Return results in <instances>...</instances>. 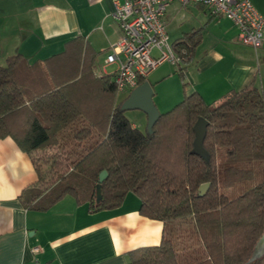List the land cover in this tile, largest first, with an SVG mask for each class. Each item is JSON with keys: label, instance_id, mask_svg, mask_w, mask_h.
Masks as SVG:
<instances>
[{"label": "trees", "instance_id": "trees-1", "mask_svg": "<svg viewBox=\"0 0 264 264\" xmlns=\"http://www.w3.org/2000/svg\"><path fill=\"white\" fill-rule=\"evenodd\" d=\"M194 43L187 35L172 44L180 61ZM92 56L78 37L41 62L17 52L0 64V139L12 138L37 174L18 197L22 205L47 210L72 196L95 212L132 192L140 214L163 222L164 231L158 245L131 251L127 264H264V252L253 256L264 236V176L236 196L223 191L260 172L251 165L264 160V91L249 83L209 104L187 94L148 133L132 126L121 101L96 112L102 94L93 99L79 78ZM106 83L102 92L112 96L115 86ZM199 117L209 123L207 160L191 152Z\"/></svg>", "mask_w": 264, "mask_h": 264}, {"label": "crops", "instance_id": "crops-1", "mask_svg": "<svg viewBox=\"0 0 264 264\" xmlns=\"http://www.w3.org/2000/svg\"><path fill=\"white\" fill-rule=\"evenodd\" d=\"M251 3L264 18V0ZM169 7L195 15L190 30L170 43L191 36L195 42L191 56L176 64L173 72L162 63L144 81L152 87L177 74L184 95L197 92L208 104L249 83L260 88L264 39L260 47L252 48L238 42V28L228 18L213 17L198 4L181 7L172 2L166 13ZM112 11V0H0V64L17 52L30 64L41 62L79 37L93 54L79 75L81 85L84 91H95L93 99L102 94L94 105L103 115L111 104L128 96L119 98V93L128 92L116 91L112 96L102 92L109 91L106 81L113 82L117 68L116 63H106L110 45L122 37ZM100 59L114 68L111 73H106ZM36 181L30 157L12 138L0 139V264H127L131 251L158 245L162 239L163 222L142 216L140 199L132 192L113 209L92 212L87 203L65 196L47 210H34L18 197Z\"/></svg>", "mask_w": 264, "mask_h": 264}, {"label": "built area", "instance_id": "built-area-1", "mask_svg": "<svg viewBox=\"0 0 264 264\" xmlns=\"http://www.w3.org/2000/svg\"><path fill=\"white\" fill-rule=\"evenodd\" d=\"M172 2L181 7L198 4L213 17L228 18L238 28V42L255 49L261 46L264 18L251 0H112L111 16L118 23L122 37L110 45L106 63L117 64L113 73L117 92L131 91L164 62L172 65L180 62L168 41L164 20Z\"/></svg>", "mask_w": 264, "mask_h": 264}, {"label": "rangeland", "instance_id": "rangeland-1", "mask_svg": "<svg viewBox=\"0 0 264 264\" xmlns=\"http://www.w3.org/2000/svg\"><path fill=\"white\" fill-rule=\"evenodd\" d=\"M170 7H169V12L166 13L164 18L166 22V32L169 43L175 40L178 36H181L184 30L186 29L190 30L192 24L196 23L195 15H193L189 11L181 9L179 13H176V11H172ZM100 65L103 66L106 73H111L114 69L113 67H109V66L106 67L105 64L102 62V59H100ZM163 66L169 67L173 72L177 65L173 66L170 63L166 62L161 67ZM262 82H264V80H261L259 78L258 83L260 89L261 91H264V85H262ZM152 89H153V101L160 113L166 112L171 108H173L174 106H176L179 102H181V100H183L185 96L183 92L182 80L178 77L177 74L172 78L171 77L167 78L161 84L152 86ZM129 92L130 91H128V93H119V98H124L129 94ZM189 93L191 92H188L186 94ZM125 115L132 123L136 124L139 127V129H141L142 131L146 130L147 118L142 111L137 109L126 110ZM251 166L254 169V171L256 170L260 172L259 173L257 172L253 179L246 180L233 189H223V191L227 195L233 197L243 193L246 189L252 187L257 183L256 177L259 179L261 176H264V160L254 162L252 163ZM262 252H264V236H262L259 242L257 243L255 250L253 252V256L256 257L260 256Z\"/></svg>", "mask_w": 264, "mask_h": 264}, {"label": "water", "instance_id": "water-1", "mask_svg": "<svg viewBox=\"0 0 264 264\" xmlns=\"http://www.w3.org/2000/svg\"><path fill=\"white\" fill-rule=\"evenodd\" d=\"M120 109L123 111L137 109L142 111L147 117L146 130L148 133L152 132V128L159 119L160 112L156 108L153 101V90L148 81H143L140 85L132 89L126 99L121 103ZM208 121L199 117L193 125L194 140L192 143L191 152L195 155L208 159V153L203 146V142L207 132ZM106 171L103 170L96 185V197L101 199V183L106 178ZM209 184L204 183L200 185V193L205 192Z\"/></svg>", "mask_w": 264, "mask_h": 264}]
</instances>
